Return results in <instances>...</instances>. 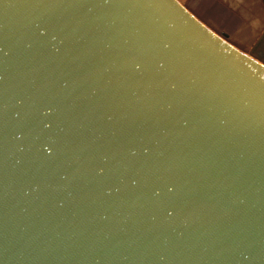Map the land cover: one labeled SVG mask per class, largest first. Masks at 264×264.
<instances>
[{"label":"water","instance_id":"obj_1","mask_svg":"<svg viewBox=\"0 0 264 264\" xmlns=\"http://www.w3.org/2000/svg\"><path fill=\"white\" fill-rule=\"evenodd\" d=\"M0 264H264V65L179 0H0Z\"/></svg>","mask_w":264,"mask_h":264},{"label":"crops","instance_id":"obj_2","mask_svg":"<svg viewBox=\"0 0 264 264\" xmlns=\"http://www.w3.org/2000/svg\"><path fill=\"white\" fill-rule=\"evenodd\" d=\"M199 21L264 65V0H185Z\"/></svg>","mask_w":264,"mask_h":264},{"label":"rangeland","instance_id":"obj_3","mask_svg":"<svg viewBox=\"0 0 264 264\" xmlns=\"http://www.w3.org/2000/svg\"><path fill=\"white\" fill-rule=\"evenodd\" d=\"M180 2H185V0H179Z\"/></svg>","mask_w":264,"mask_h":264}]
</instances>
